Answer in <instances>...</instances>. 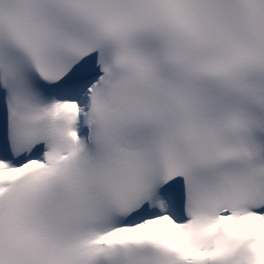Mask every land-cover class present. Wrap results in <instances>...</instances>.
Returning <instances> with one entry per match:
<instances>
[{"label": "snow or ice", "instance_id": "6c2138e0", "mask_svg": "<svg viewBox=\"0 0 264 264\" xmlns=\"http://www.w3.org/2000/svg\"><path fill=\"white\" fill-rule=\"evenodd\" d=\"M0 264H264V0H0Z\"/></svg>", "mask_w": 264, "mask_h": 264}]
</instances>
